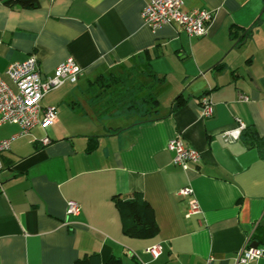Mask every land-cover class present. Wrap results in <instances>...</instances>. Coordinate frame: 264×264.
<instances>
[{
	"label": "crops",
	"instance_id": "obj_1",
	"mask_svg": "<svg viewBox=\"0 0 264 264\" xmlns=\"http://www.w3.org/2000/svg\"><path fill=\"white\" fill-rule=\"evenodd\" d=\"M36 1L23 9L0 0V76L15 89L5 71L30 56L43 77L69 58L82 72L42 99L56 108L54 124L27 135L0 126L10 140L0 155V264H74L85 253L102 262L238 264L244 248L263 247L264 0H183L186 11L210 13L202 37L174 23L150 29L141 18L147 0ZM146 64L158 103L148 116L105 114L87 93L99 75ZM206 95L212 116L201 118ZM237 120L239 137L224 135ZM176 136L200 153L197 165L173 164L166 144ZM184 187L198 214L188 215ZM135 192L153 209L155 237L122 232L113 198ZM68 201L77 215L66 214ZM157 244L153 259L147 249ZM248 264H264V255Z\"/></svg>",
	"mask_w": 264,
	"mask_h": 264
},
{
	"label": "built area",
	"instance_id": "obj_2",
	"mask_svg": "<svg viewBox=\"0 0 264 264\" xmlns=\"http://www.w3.org/2000/svg\"><path fill=\"white\" fill-rule=\"evenodd\" d=\"M183 0H147L141 11V18L146 26L154 30L163 25L176 24L180 26L189 37H202L206 35L207 25L211 19L206 10H190L183 8ZM81 69L69 58L59 64L53 74L43 77L38 69V63L33 56L23 62L13 63L8 66L5 75L14 85L12 89L0 76V126L15 124L20 128V135H27L36 125L43 127L55 123L57 111L54 106L41 107L42 99L51 91L61 87L65 83L74 84L81 75ZM201 118L212 116V104L209 97L202 96ZM238 126L234 130L226 131L224 135L237 139L241 131L245 129L243 123L237 120ZM42 144H48L44 138ZM10 148V140L0 139V155ZM166 149L173 154L174 165L186 168L189 164L197 165L200 161V153L189 147L179 136L170 139ZM1 168V165H0ZM178 194L190 198L188 203V215L199 213V207L194 197L193 189L184 187ZM80 206L75 201L66 204L67 215H77ZM149 255L156 259L161 254L160 245H154L147 249ZM264 255V246L261 248H244L237 255L238 264H248Z\"/></svg>",
	"mask_w": 264,
	"mask_h": 264
},
{
	"label": "trees",
	"instance_id": "obj_3",
	"mask_svg": "<svg viewBox=\"0 0 264 264\" xmlns=\"http://www.w3.org/2000/svg\"><path fill=\"white\" fill-rule=\"evenodd\" d=\"M9 7L18 6L23 9H35L38 7L36 0H4ZM245 36V35H244ZM241 39H243L241 37ZM147 77L151 79L147 83H142L137 77L138 67L124 69L120 74L99 75L94 81H90L87 93L93 100H103L109 97L103 104L104 113L111 111L134 112L139 116L150 115L157 107V100L153 96L152 88L155 76L149 70ZM125 102L119 106L120 103ZM89 147V151L94 149ZM119 211L122 232L132 239H146L155 237L158 234V227L155 215L151 206L144 200L139 192L133 193L128 198H113ZM74 264H139L134 258L129 263H125L121 258L111 256L105 262L100 260L96 253H85L79 257Z\"/></svg>",
	"mask_w": 264,
	"mask_h": 264
},
{
	"label": "rangeland",
	"instance_id": "obj_4",
	"mask_svg": "<svg viewBox=\"0 0 264 264\" xmlns=\"http://www.w3.org/2000/svg\"><path fill=\"white\" fill-rule=\"evenodd\" d=\"M146 72L145 70V66H138V74H137V77L139 78V81H141L142 83H147V81H145L143 78H140L141 74H144ZM107 100H109V97L106 96L104 99H103V103H105ZM125 102H122L119 104V106L123 105Z\"/></svg>",
	"mask_w": 264,
	"mask_h": 264
},
{
	"label": "water",
	"instance_id": "obj_5",
	"mask_svg": "<svg viewBox=\"0 0 264 264\" xmlns=\"http://www.w3.org/2000/svg\"><path fill=\"white\" fill-rule=\"evenodd\" d=\"M253 247H254V248H257V244L255 243V244L253 245Z\"/></svg>",
	"mask_w": 264,
	"mask_h": 264
}]
</instances>
